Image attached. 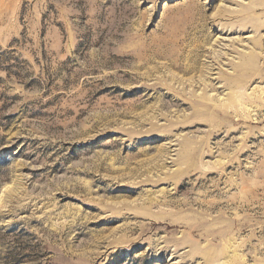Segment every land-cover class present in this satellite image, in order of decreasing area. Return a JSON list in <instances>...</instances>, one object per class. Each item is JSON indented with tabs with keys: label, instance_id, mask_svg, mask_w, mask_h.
<instances>
[{
	"label": "rangeland",
	"instance_id": "rangeland-1",
	"mask_svg": "<svg viewBox=\"0 0 264 264\" xmlns=\"http://www.w3.org/2000/svg\"><path fill=\"white\" fill-rule=\"evenodd\" d=\"M7 263L264 264V0H0Z\"/></svg>",
	"mask_w": 264,
	"mask_h": 264
},
{
	"label": "bare ground",
	"instance_id": "bare-ground-1",
	"mask_svg": "<svg viewBox=\"0 0 264 264\" xmlns=\"http://www.w3.org/2000/svg\"><path fill=\"white\" fill-rule=\"evenodd\" d=\"M211 256H212V255H211ZM211 256H210V257H211ZM212 257H213V256H212ZM217 257H218V256H217ZM219 257H220V256H219ZM214 258H215V257H214Z\"/></svg>",
	"mask_w": 264,
	"mask_h": 264
},
{
	"label": "trees",
	"instance_id": "trees-1",
	"mask_svg": "<svg viewBox=\"0 0 264 264\" xmlns=\"http://www.w3.org/2000/svg\"><path fill=\"white\" fill-rule=\"evenodd\" d=\"M7 70V69H6ZM7 264H9V263H7Z\"/></svg>",
	"mask_w": 264,
	"mask_h": 264
}]
</instances>
